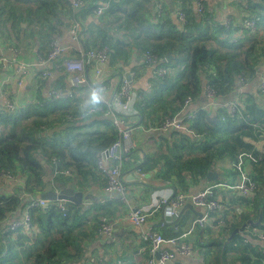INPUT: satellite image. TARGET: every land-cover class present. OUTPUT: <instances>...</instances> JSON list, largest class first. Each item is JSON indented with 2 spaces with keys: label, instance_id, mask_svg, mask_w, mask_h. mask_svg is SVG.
Masks as SVG:
<instances>
[{
  "label": "trees",
  "instance_id": "16d2710c",
  "mask_svg": "<svg viewBox=\"0 0 264 264\" xmlns=\"http://www.w3.org/2000/svg\"><path fill=\"white\" fill-rule=\"evenodd\" d=\"M84 1L81 8L74 9L70 0H0V36L12 43L19 39L25 30L22 22L33 23L28 7L34 4L39 11L51 10L57 18L55 24L70 27L79 22L80 39L85 47H108V66L120 72L129 65L133 53L150 51L158 55L160 63L151 69L148 88L138 90L137 114L121 115L125 124L132 116L137 121L131 125L135 136L148 135L144 144L141 143L146 148L138 167L153 183L174 184L185 191L201 183L209 171L226 176L212 183L235 184L237 173L233 163L238 154L259 153L255 142L264 136V107L256 93L240 94L234 113L224 104L201 109L189 121L192 132L151 129L160 126L167 116L176 114L187 96L203 104L206 85L216 91L220 101L238 87L239 76L258 80L264 59V0H238L239 15L243 19H256L254 30L233 23L227 27L214 20L215 13L208 6L198 13L191 0H181L171 8L164 4L160 13L155 0ZM99 5L107 7L95 17ZM180 11L185 13L184 21L179 17ZM88 19H93L91 25L85 23ZM167 54L172 56L169 61ZM143 65L136 68L135 79L149 67ZM159 66L166 69L164 75H159ZM38 75L37 103L13 109L6 101L0 102V174L10 172L23 180L21 183L5 177L14 194L9 196L0 191V264H97L93 247L101 237L97 231L90 230L91 224L100 222L101 216L112 221L122 213L127 204L119 197L79 204L66 201L65 214L56 201H51L48 207L31 208L32 223L39 229L32 239L23 226L16 230L5 228V218L19 217L30 203L31 195L38 196L55 187L65 188L78 172L83 177L93 174L101 151L121 136L107 105L96 111L106 115L100 120L91 119L89 123L81 120V124L70 120L65 125L68 115L85 113L82 98L61 97L50 101L47 88L66 91L68 73L60 70L50 79L52 84L40 72ZM252 166L251 175L258 189L253 197L234 196L235 202L250 210H239L241 221L231 225V232L251 219L252 214L258 218L261 209L263 220L258 228L264 230V159ZM65 169L71 173L58 174ZM231 232L222 230L218 237L201 238L204 243L199 244L203 245L200 264H262L259 244L254 245L243 233L229 239Z\"/></svg>",
  "mask_w": 264,
  "mask_h": 264
},
{
  "label": "crops",
  "instance_id": "0c3cea01",
  "mask_svg": "<svg viewBox=\"0 0 264 264\" xmlns=\"http://www.w3.org/2000/svg\"><path fill=\"white\" fill-rule=\"evenodd\" d=\"M155 1L158 12L159 9L163 10L164 4H166L169 8H171L175 3L178 2L181 3V0H155ZM205 1L206 2L205 3L203 2L202 4L204 5V7L208 6L209 9L215 13L214 16L215 21L222 22L223 25H225L224 21L226 19H230V24L225 26L229 27L231 23H233L234 25L236 24L241 25L243 18L242 16L239 15L240 8H239L238 0H205ZM191 2L193 4L192 7L194 10H196L198 13H203V11L199 12L197 9V2L199 1L191 0ZM200 2L202 1L200 0ZM244 5L248 6L246 2ZM29 6L30 7L28 8L30 9L33 23L29 24L27 22H22V26L25 27V30L21 32L20 35L21 37L19 39L16 38V40L12 43L9 41H4L3 38L0 36V59L5 58L6 60H8L6 66H4L3 60L0 61V102L6 101V105H7V102L12 99L15 103V107L13 109H17L20 107L22 108L23 106H27L29 104L34 105L35 103H37L38 76H39L38 73L42 68L35 64L39 62V59H46L48 57L51 41L53 39H56L63 45L74 44L73 38L69 32L71 27V26L69 27V24H67L66 27H63L62 24L59 23L55 24V22H57V18L52 16L53 12L51 10L39 11L35 8L36 6L34 4H30ZM21 10L23 11L24 9ZM24 14L26 15L27 11L26 12L24 11ZM100 15L95 14V17ZM60 17L61 19L64 18L62 14H60ZM92 21L93 19H88L85 21V23L91 25ZM50 23H52V26L49 25ZM262 35L263 34H261V36ZM80 43L83 45V47H85V45L81 42V39H80ZM145 52L139 51V55L133 53V57L131 58L129 65L125 67V69H123V72H120L119 69H115V68L113 69L111 66H108V64L105 65L106 75H103L102 78L110 86L109 89L110 91L107 92V96L113 94V92L121 85L122 80L125 77V73L127 71H133L136 70V68L139 69L140 67L144 66L143 64L145 63L143 61V57ZM66 55L76 56L77 53L76 51L70 50V52L67 53ZM58 60L59 62L54 61V62H49L47 64L48 67L53 68L55 70L53 76L49 78V83L51 84L53 83V81L51 82L52 78L54 79L58 75L60 70H66L64 66L58 69L54 68L56 63L62 62V57H60ZM21 64L24 65L34 64L33 66H28L25 69L24 77H25L26 85L23 89L18 87V79L22 74L17 71V68ZM146 66L149 65L146 64ZM151 69L153 68L149 66L146 68L144 75L136 79L134 77L133 90L137 94V97L139 96L138 90L140 89L146 90L148 88L149 78L153 72ZM94 74H95L94 68L89 67L87 69V81L84 84H82L81 87H79L75 93V97L80 96L82 98V110L85 113L78 116L68 115L66 118L65 125H67L68 122L72 119H74L72 121H76L77 124H81V120L83 123L84 122L89 123L91 119L100 120L103 118V115L106 117L105 114L96 112L97 110L99 111L103 110V106L101 109L96 108L97 101L92 88L93 83L95 81ZM261 75H264V59L259 67V73L257 75L258 80L257 81L251 80V81H255V87L253 88L252 94L253 93L257 94V99L259 100V103L261 104L262 107H264V92L263 91L260 92V90L257 89L259 84L258 82L261 79L260 78ZM67 84L69 89L68 79H67ZM48 88H47L48 91L46 93L47 96L50 89H57L55 87H48ZM68 89L66 91H68ZM57 90L61 92H66L60 89ZM49 97L48 99L50 101H53ZM137 101L138 100H136V104ZM136 104L133 107V110L136 109V112L134 114H137ZM70 116H72V118H70ZM132 117L129 119L128 124L126 123L128 127H130L131 125L137 122L133 120ZM145 132L149 134V129L146 128ZM133 137L137 144V148H135L137 150L132 152L131 154H127V155L126 153L122 154V158H123L122 175L125 184V190L123 193L108 192L106 189V185H107L106 177L98 170V167L96 166L94 167L93 174L88 173L87 175H85V177H83V175L78 172L76 178L71 181L70 185L65 186V188L70 187L75 190H81L85 192V198L89 199L91 201L90 203L95 202L97 200L106 201L115 197H119L121 201L127 204V207L122 209V213H119L114 218V220H112L114 224V232L112 236L103 237L99 235L101 238H99V240L95 243L93 247L94 249L93 256L95 260H98L99 262L97 264H148V259L150 256L149 245L147 242H144L140 238L141 232L147 226V224H144L142 227H136L126 219L127 213L135 207H140L151 211V215L149 217L148 223H152L157 228L158 231L163 233L165 237L177 236L185 232L188 229V227H190L193 220L199 217L204 212L203 208L198 207L196 205H193V209H191L189 207L190 202H188L185 205V207H183L184 209L182 208L183 211L182 213H180V219L178 220L176 219L177 221H173V222L169 221L164 206L158 207V201L160 197H170L182 191L195 193L200 188L208 185L211 181H208L206 175L201 183L193 186V188H190L188 191H185L184 189L177 187L174 184H161V182L158 181L153 183V179L150 178L149 175L144 174L137 164L138 161L143 160V157L145 155L143 149H145L146 147L144 145H141V143L147 139L148 135L142 133L139 136L134 135ZM255 146L260 150L259 153H255V154L262 155L264 159V136L255 142ZM248 152H252V151H248ZM54 160L58 162L56 157H54ZM248 168L250 170L249 171L250 174L253 173L252 163H248ZM67 170L69 171V173H65V171ZM72 171L75 172V170L73 169ZM87 172L88 171L86 169L85 173ZM70 173L71 170L69 169L61 170L60 172H58V174H62V175H67ZM236 173L238 177V172L236 171ZM13 175H15L14 177L16 178V181H22L21 183H23V180L17 177L16 174ZM218 178L224 180L226 176L222 174L220 175L218 173L217 179ZM5 180L6 179L4 178L0 179V191H5L6 194H9L10 196L14 194V192H12L13 191L12 187L8 186V184L5 183ZM81 182L83 184H80ZM151 182L153 184H150ZM160 186L164 187V190L156 194L153 193L154 187H160ZM53 189L58 191L61 188L55 187ZM218 192L219 193L217 195V198H219L223 204L222 208L219 211H217L219 212V216H217V212L211 213L212 218H210V220L207 222L208 223L207 225L204 224L202 226L201 225L196 226L194 233L191 234L190 237L187 239V241L192 245L193 253L188 256L178 257L176 260L173 261V264H175V261L177 260H182L180 262L181 264H200L202 262L203 245H199V244L204 243V240H202L201 238L207 239L206 237H208L209 235L218 237L220 236V232L222 230L225 233H230L231 232L230 229H232L231 225L235 222L241 221L242 214H240L239 210L245 209L246 205L234 201L235 200L234 196L240 194L235 190L233 191L230 190V188H226V187H220L218 189ZM249 210L250 209L246 208V211ZM221 217L224 218L226 222L225 224L217 228L215 227L216 219ZM21 218H23V213H21L19 217H15L14 215H10L6 217L4 221L5 228L6 227L10 228L8 222L14 219L20 220ZM258 218H256L254 214H252L251 219H248L246 223L241 224V226L246 225L245 229L238 233H243L242 235H244V237H246L248 240L252 241L254 245L259 244L260 252L263 254V243L258 239V233L261 231L264 232V230L258 228L260 224L252 225L248 223L249 220L252 219L257 220ZM101 219H107V218L101 216L100 220ZM17 228L15 229L10 228V229L16 230ZM167 248L170 250L174 249L172 245H167ZM263 259H264V255L262 256V264H263Z\"/></svg>",
  "mask_w": 264,
  "mask_h": 264
},
{
  "label": "built area",
  "instance_id": "2783aa9c",
  "mask_svg": "<svg viewBox=\"0 0 264 264\" xmlns=\"http://www.w3.org/2000/svg\"><path fill=\"white\" fill-rule=\"evenodd\" d=\"M74 9L81 8L84 4V0H70ZM107 5H99L95 13L100 15L103 13ZM197 9L199 12L204 10V5L202 2H197ZM179 17L182 21L185 20V13L180 11ZM225 25L230 24V19L224 21ZM242 28H247L254 30L257 27V21L255 18H244L240 25ZM80 24L79 22L74 23L70 27V34L73 38L74 44L63 45L56 39H53L50 43V49L48 57L46 59H39L35 65L40 66V74L43 78H51L55 72L53 68L48 67L49 62L58 61L62 57L61 63H56L54 68L58 69L62 66L65 67L68 72V83L69 89L66 92H61L57 89H50L48 92V97L53 100L56 98H73L75 93L82 84L87 81V69L93 67L95 70V81L93 83V92L96 97V108L101 109L102 106L107 105L111 110V115L117 126L121 130V136L114 141L110 146L104 149L97 158L98 170L106 177V189L110 193H123L125 190L124 179L122 175V154L128 153L129 151L137 148V144L134 140V129L125 124L124 119L121 115H133L136 109L133 110L136 104L137 94L133 90V81L131 82L126 78H123L121 85L111 94L107 96V92L110 91L109 84L102 78L106 75L105 65L109 63V52L108 47H103L99 49H89L83 47L80 43L79 34ZM71 51H76V56L66 55ZM3 60L4 66L7 65L8 60ZM145 64L154 67L159 65L160 58L158 55L146 51L143 57ZM34 64H21L17 71L22 75L18 79V87L23 89L26 85L24 72L26 67L33 66ZM38 67V68H40ZM157 71L159 75H164L166 69L164 67H158ZM131 75V79L137 75V71H128ZM238 87L235 89L237 91L233 99L225 102H220L217 100L216 91L210 86L206 85L203 91L204 103L196 102L191 96H187L184 101V105L181 109L174 115L167 116L166 119L161 123L160 126L154 127L151 130L160 131H170V130H188L189 121L196 117L201 109H210L214 105L224 104L229 105L231 112H236L238 97L242 94V88L250 83V79L246 75H241L237 78ZM259 83V82H258ZM258 90L264 91V77H261V81L257 87ZM8 107L14 108L15 103L11 99L7 102ZM72 118V116H70ZM74 120V119H72ZM263 159L262 155H257L253 151H243L238 154L236 161L233 163L236 171L238 172L237 182L235 184L228 183H212L200 188L195 193L189 192H179L170 197H160L158 201V207L164 206L166 210L167 217L170 222L175 221L185 205L190 202L193 205L201 207L204 212L197 218H195L188 227V229L177 236L165 237L162 232L158 231L157 228L152 224L148 223L151 211L148 209H143L140 207H135L130 210L126 219L136 227H142L144 224L147 226L142 230L140 238L147 242L149 245L150 256L148 259V264H168L169 261H174L178 257L188 256L193 253V248L191 243L187 241L191 234L196 229L197 225L208 224L210 220L211 213L219 211L223 204L222 201L217 198L218 189L220 187L230 188V190H235L241 196L251 197L253 196L257 189L258 183L252 178L250 170L248 168V163H257ZM56 161V160H55ZM140 170V169H139ZM69 173V171H65ZM9 177L12 180H16L13 174L10 172H1L0 179ZM28 195V194H27ZM57 205L63 210L65 214V201L62 199L55 200ZM51 201L41 197L40 195H31L30 203L27 205L25 211L23 212V218L20 220L14 219L8 224L11 229H15L19 226H23L25 232L31 237V239L39 231L38 226L32 223L30 209L34 207H48ZM226 220L224 218H217L215 222V227L219 228L221 225L225 224ZM100 229L97 231L99 235H105L106 237L112 236L114 232V224L112 221L107 219H101ZM258 239L263 243V255H264V232L258 233ZM167 245H172L173 250L167 248ZM159 254V256H157ZM264 264V259H263Z\"/></svg>",
  "mask_w": 264,
  "mask_h": 264
},
{
  "label": "water",
  "instance_id": "95a60500",
  "mask_svg": "<svg viewBox=\"0 0 264 264\" xmlns=\"http://www.w3.org/2000/svg\"><path fill=\"white\" fill-rule=\"evenodd\" d=\"M196 1H200V0H196ZM170 59H171V55L167 54L166 60L169 61ZM125 76L131 82L133 81L131 79V75H130V73L128 71L125 73ZM236 82L238 83V80ZM254 87H255V81H251L248 85H246V86H244L242 88V92L243 93H252ZM236 93H237V91L234 90L232 92L231 96L226 97L225 99H221V101L225 102V101H229V100L233 99L234 96L236 95ZM217 177H218V173L214 172V171H209L208 174H207V179H208V181H211V182L213 180H216ZM162 190H164V187H162V186L154 187L153 193L156 194V193H158V192H160ZM40 196L43 197V198H46V199H48L50 201H55L57 199H62L65 202L66 201H70V202L77 203V204L82 203V202H87V203L91 202L89 199L85 198V192H83L81 190H75V189L70 188V187L61 188L58 191L57 190H50V191H47V192H44V193L40 194ZM189 207L191 209H193V204L190 203ZM183 209L180 211V213H182ZM178 219H180V215H179V218H177V220ZM177 220H175V221H177ZM262 220H263V210L261 209L260 210V214H259V218L257 220H253V219L249 220L248 223L252 224V225H259V224L262 223ZM245 226L246 225H242L241 227L235 228L233 230L232 234L230 235L229 239H232V237L235 234H237L238 232L243 231L245 229ZM157 256H159V254H157ZM168 264H173V261H169Z\"/></svg>",
  "mask_w": 264,
  "mask_h": 264
},
{
  "label": "rangeland",
  "instance_id": "374dc122",
  "mask_svg": "<svg viewBox=\"0 0 264 264\" xmlns=\"http://www.w3.org/2000/svg\"><path fill=\"white\" fill-rule=\"evenodd\" d=\"M80 30H81V28L79 29V34H80ZM261 77H264V75H261L260 76V78ZM260 81H261V79H260ZM260 81H259V83H260ZM166 119V118H165ZM164 119V120H165ZM163 120V121H164ZM114 121V120H113ZM162 121V122H163ZM54 190V189H53ZM37 196V195H36ZM217 216H219V212H217ZM100 227H101V225H100V222H92V228L90 229V230H93V231H98L99 229H100ZM103 237H106L105 235H102Z\"/></svg>",
  "mask_w": 264,
  "mask_h": 264
}]
</instances>
